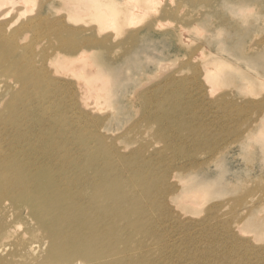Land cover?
<instances>
[{
	"label": "bare ground",
	"instance_id": "6f19581e",
	"mask_svg": "<svg viewBox=\"0 0 264 264\" xmlns=\"http://www.w3.org/2000/svg\"><path fill=\"white\" fill-rule=\"evenodd\" d=\"M170 1L172 2V0L168 2ZM197 1H201V4L207 2ZM159 2L160 0H0V213L8 208L9 212L15 215L17 223L13 222L4 227L5 232L12 229L14 234L17 233V229L13 228L23 219L22 209L29 210L30 216L34 217V225L39 227L36 234L42 235L41 244L45 246V260H30V264L201 263L200 257L203 256L205 249L199 250L194 247V250H199V253H196L189 247L192 244V237L196 239V236H193L195 233H192V237L187 235L189 239H184V245L181 251L179 250L180 244L177 240L183 234L181 235L178 230L182 226L188 228L190 221L188 223L182 218L173 219L170 211L176 204L171 209L169 206L175 199L185 206H195L196 203L201 202L200 198H204L203 196L207 194V185L194 184L192 176H180L173 171L159 176L153 172V169L158 167L157 162L162 160H150V166L134 167L133 170L137 178L146 179L145 183L149 184L148 191L145 192L144 197H141L134 195L138 190H133L129 198L130 205L124 208L128 198L123 191L129 182L134 184L136 180L130 176L128 181L121 180L118 168L123 167L126 170L125 166L129 162L121 160L120 155L117 159L106 155L105 151H115L117 144L102 133L93 113L98 109V101L110 99V69L94 58L95 51L111 52L115 47L112 46L113 41L123 44L131 41L128 35L137 33L136 28L143 25L147 17L151 18L155 9L160 10V6H157ZM35 4H38V7L35 11H31ZM183 10L181 11L185 13L186 10ZM29 11L32 16L27 18L28 14L24 12ZM171 11H165L164 16L171 15L169 14ZM182 12L178 13L182 14ZM24 17L26 20L21 21ZM182 17L186 19L184 15ZM177 18L179 17L173 19ZM160 22L157 21L156 24L160 26L162 24H159ZM183 27L185 26H180L181 31ZM31 31L38 37L34 36L23 42L19 34H28ZM181 34L189 35L187 32ZM122 35L126 36L125 39L119 40ZM178 35L181 36L179 32ZM67 36H75V38L82 36L84 39L68 41L65 39ZM64 45L73 48L65 50ZM215 62L220 61L205 60L203 66L201 65L204 70L200 73L198 71L199 76L193 77L194 87L197 86L198 94L202 98L208 99L213 93L212 88L221 81V72L215 67ZM145 94L147 95L146 91ZM149 95L152 97V93ZM207 107L208 111L205 114L208 115H205V118L211 116L212 119L213 111L209 105ZM50 109L73 116L64 124L44 123L45 119L48 120L50 117ZM258 117L259 130L262 131L261 138L264 140V111ZM253 121L257 123L256 119ZM15 124L23 130L14 128ZM16 137L20 143L30 138L29 146L14 145ZM75 143L79 145L80 150L74 152L72 148ZM98 150H102L103 154L100 155ZM94 152L99 155L97 158H102L93 160ZM214 153L218 152L214 151ZM72 154L80 156L82 154V156L77 159ZM218 154H215L214 158H217ZM189 156L191 158L193 155H186V158L188 159ZM210 161L212 160L207 161L205 165H209ZM198 163L194 160L187 165H181L180 169L187 172V169L195 168ZM111 171L113 174L108 175ZM114 175L115 185L111 178ZM150 177L153 179L148 181ZM161 178L166 184L158 185ZM109 201L120 202V206L116 211L98 213L97 207L101 205L107 209ZM155 205L163 207L156 217L152 216L154 213L151 211L152 206ZM121 218H128L129 224H118ZM131 218L138 219L139 223L130 220ZM203 221L209 222L204 219ZM193 224L197 225L192 223V226ZM251 225L249 224L250 227ZM229 231L234 233L233 228ZM229 231L224 230V233ZM196 232L198 234V231ZM114 235L117 239L111 240ZM248 239L240 240V243H245L240 245L245 247L247 252L252 248V243ZM121 242L126 244L123 246ZM14 246L13 253L6 257V260H0V264H11L8 260L13 256L14 260L15 258L19 260L22 250L27 254L25 262L28 264L31 253L39 245L29 243L21 233L14 241ZM263 254H258L260 260ZM207 257L212 260L208 253ZM262 262L264 263V255Z\"/></svg>",
	"mask_w": 264,
	"mask_h": 264
},
{
	"label": "rangeland",
	"instance_id": "374dc122",
	"mask_svg": "<svg viewBox=\"0 0 264 264\" xmlns=\"http://www.w3.org/2000/svg\"><path fill=\"white\" fill-rule=\"evenodd\" d=\"M168 1L160 0L159 5L157 4L160 10L158 11V8L154 10L155 16L147 17L143 25L136 28L137 33L139 32L134 33L136 36L133 33L132 37L128 35L133 38L127 37L132 41H129L130 44L127 42L128 39L125 44L113 41L114 51L112 49L107 53L101 51L94 53V58L110 69V99L98 101V109L93 112L102 133L117 144L115 151L110 150L105 153L114 159L120 155L121 160L129 162L125 166L127 171L123 167L118 168L121 180L128 181L130 179L128 176L136 180L134 184L129 182L123 191L128 198L124 208L129 207V198L133 190H138L135 196L144 197L149 187V184L145 183L146 179L137 178L133 170L137 167L150 166V160H162L157 162L158 167L153 169V172L159 176L171 171L184 177L192 176V183H204L208 190L204 198H200L201 202L199 201L195 206H185L175 198V201L170 202V209L176 204L170 211L173 219L182 218L188 223L190 221L189 229L187 226H182L178 230L181 235L183 234L177 240L180 244L179 250L181 251L184 245V239H189L187 235L191 236L195 233L193 236H196V239L191 236L193 238L191 243L194 246L191 244L189 247L192 252L196 253H199L200 249H205L203 256L200 257V264H264L262 262L264 252H261L264 250V140L261 138L262 131L259 130L258 119V115L264 111V0H235V2L234 0H206L209 2L205 4V1L202 4L199 1V4L197 0L195 2L194 0H186V2L181 0L180 3L179 0H174V3L179 4L172 3L173 0ZM35 5L32 6L31 11H35L38 7V4ZM183 8L189 13H186ZM171 10H175L176 13ZM31 11L24 12L28 14L27 18L32 16L29 14ZM165 11H171L169 12L170 17L164 16ZM166 13L168 15V12ZM180 15L181 17L184 15L186 21ZM156 17L159 20H156ZM175 17H179L177 18L179 20L173 19ZM25 20L26 17L21 21ZM155 21H159V24L162 23L163 26L162 24L159 26ZM178 23H181L179 24L181 27L185 26L183 32ZM184 31L189 35L182 36L181 33H186ZM31 32L19 34L20 36L15 35H18L23 42L34 36L38 37ZM122 36L119 40L125 39L126 36ZM82 38L84 39L82 36H76V38L67 36L65 39L73 41ZM63 47L65 50L73 48L70 45ZM207 59L220 61L214 64L221 72V81L212 88V96H208L211 100L202 98L198 94L199 90L196 89L197 86L194 87L193 78L196 75L199 76L198 71L200 73L204 70L202 64ZM159 71L162 72L160 75ZM151 93L152 97H149ZM206 103L213 111L212 119L211 116L208 119L205 118V115H208L205 114L208 111ZM257 109L259 112L256 111ZM49 112L50 117L48 120L45 119L44 123L64 124L73 116L56 109H50ZM255 119L257 123L253 121ZM14 128L23 130L16 124ZM251 128L252 131H250ZM29 142L30 138H27L26 142L20 143L16 137L14 145L29 146ZM72 149L74 152L80 150L76 143L73 144ZM214 151L221 152V154L214 153ZM96 152H94L93 160L99 156ZM98 153L101 155L103 151L98 150ZM185 153L193 155L191 158L189 156V162ZM215 154H218L217 158H214ZM74 156L78 159L82 154ZM101 158L98 157L97 160ZM206 159L208 162L212 160L209 165L206 164L207 166L205 165L208 163ZM97 160L96 163H98ZM194 160L199 162L196 169L190 167L187 172L180 169L181 165H187ZM109 174L112 175L113 171ZM111 178L115 185V175ZM152 179L150 177L148 181ZM161 184H166L163 178L158 183V185ZM119 203L109 201L107 209L99 205L97 211L98 213L105 211L103 214L116 211L120 206ZM151 209L154 213L152 216L156 217L163 207L155 205ZM22 212L23 219L18 226L13 228L17 229L15 234L12 229L6 232L4 229L6 225L17 223L15 215H12L8 208L0 213V260H6V257L13 253L14 241L21 233L29 243L39 245L32 253L30 252L32 255H30L28 264L30 260H45V246L41 244L40 239L42 235L36 234L39 227L34 225L35 220L30 216L29 210L22 209ZM199 218H201L200 221ZM189 219H195L194 222L192 221V223H197L196 226L193 224L195 228ZM203 219L209 222L206 223ZM130 220L139 223L136 218ZM127 221L128 218H121L118 224H129ZM237 225L240 226L237 227ZM205 226L208 230L214 229V231H208ZM214 226L215 228H212ZM230 226L234 233L229 231ZM220 230L223 232L221 233ZM224 230L229 231L225 232L227 236ZM196 231L198 234L201 232V235L199 236ZM219 234L221 235L217 239L216 236ZM250 237L255 241H252ZM116 239V235L111 238V240ZM245 239L252 243L253 249L250 247L249 253L245 247L240 245L245 244L240 243ZM92 240L94 241V238ZM234 240L239 241L234 243ZM121 244L124 246L126 243L121 242ZM194 247L199 250H194ZM258 252L263 254L261 260L258 257L261 253ZM207 253L212 260L208 259ZM21 255L19 260L16 258L14 260L13 256L8 260L9 263L26 264L27 254L24 250L21 251Z\"/></svg>",
	"mask_w": 264,
	"mask_h": 264
}]
</instances>
